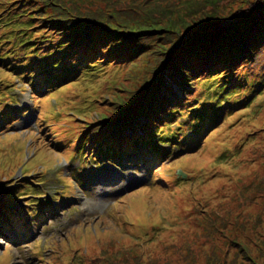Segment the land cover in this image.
<instances>
[{
    "label": "rangeland",
    "instance_id": "rangeland-1",
    "mask_svg": "<svg viewBox=\"0 0 264 264\" xmlns=\"http://www.w3.org/2000/svg\"><path fill=\"white\" fill-rule=\"evenodd\" d=\"M253 1L255 2V0H204L202 4L195 2L186 8H189L192 13L204 11L203 13L207 14L209 10H214L207 15L208 20L237 14L248 8L246 7L248 2L251 4ZM0 2L4 4L5 0H0ZM224 4L227 7H224ZM193 5L197 6L196 9L193 8ZM1 11L2 7H0ZM180 11L181 13L174 17L178 23L176 31L181 30L180 35L184 34L190 38L195 36V39L200 38L201 41H189L177 46L173 53L168 54L170 58L168 60L179 62V65L189 72L194 66H203V62L196 59L198 53L206 56L214 51L216 53L223 52L228 44L219 39L220 43L212 41L207 45L205 44L207 40H217L230 36V34L227 29L218 30L216 27L213 30L216 31L215 33L207 34L208 31L202 30L214 22L199 24L202 20L206 21V17L201 16L191 25L186 18L191 12L185 11L184 8ZM165 23V21L163 23L156 22L160 25L159 27L164 29L158 27L151 31V34L173 33V30L168 31ZM186 25L190 27V30L185 28ZM151 34L141 35V39H146L145 43L154 42L155 39ZM211 35L213 36L211 37ZM113 36L109 35L107 39H112ZM147 54L141 50L138 51L134 64L129 71H126L124 85H121V88L116 91L119 98L128 96L125 92L127 88L130 90L129 92H134L136 96H139L140 89L136 84L141 83V85L149 87L155 80V74L161 71L160 68L159 72H156L158 66L154 67V57L151 55L152 59H149ZM105 66L107 67L105 74L98 79V85L102 87V92L109 88L106 85L117 82L122 74L124 75L123 69L116 66ZM263 67L252 68V70L258 71ZM169 72L170 76L166 74V69L162 76L167 79L175 78L172 75L173 72L170 70ZM3 75L6 78V74ZM215 76L212 75L204 81L215 79ZM6 79L8 80V78ZM15 82L12 87L17 86L21 91L13 92L17 105L11 104L10 110L11 114L13 112H19V114L13 115V119L9 123L12 129L37 130L36 120L39 122L46 118L44 117L47 113L46 106L42 103L43 101L32 99L31 90L25 83ZM176 88L179 92L181 91L179 86ZM168 89L171 88L168 87ZM202 90L203 86H196L194 94H198ZM65 95L58 93L56 98ZM261 102L264 105V95L263 97L258 96V100L254 103V109L259 110ZM42 109L45 111L43 115ZM98 109L97 105L95 110ZM3 110L4 104L0 102V112ZM119 110H122V113L126 112L122 108H117L113 110V116ZM246 114L247 112H242L239 116H232L229 112L225 117L226 123L223 126L220 124L211 127L193 149V161L188 164L185 171L191 173L189 168L193 164L206 165L208 168V179L206 178V180L215 179V183L212 186H207L206 190L197 179L202 176H198L199 173L204 174L205 172H199L196 177L194 175L189 177L191 174H188V177L183 180L173 177L180 167L178 163H172L171 158L153 161L150 168L134 164L133 167L124 169L117 164L103 162L101 166L93 168L95 179L97 181H116L125 176L127 184L124 189L126 190L111 200L108 199L116 194L114 190L118 183L111 185L110 194L105 197L95 198L85 189L87 200H81L80 193L77 192L76 199L70 203L79 204L80 209L76 212L68 208V203L61 206L62 203L57 199V203H51L50 212L48 211L49 213L54 212L55 216L44 221L39 228L32 225L33 220L29 219L28 228H23L25 232L21 236V241L17 239L18 242L13 243L11 233L6 235L10 242L5 239L0 241V264H73L72 261L75 264H91L89 259L101 256L104 245L109 247L108 251L111 254L108 255V261L113 264H264V131L256 132L254 140H249L247 145H242L248 139V132L251 128H248L247 124H251L248 123L251 116L247 115L241 123L236 122ZM38 116L39 119H37ZM260 116L264 118V110ZM17 120L18 122L14 124ZM40 123L42 124L39 127L42 130L41 137L51 144L53 135L47 136L50 133L49 128H45L46 123ZM263 127L262 124L252 125L254 129ZM190 134L193 135L191 132ZM27 135L31 136V133H24L21 136V133L11 130L3 132L0 136V184L8 181L4 187L0 185V198L10 197L12 190L8 192L9 186L19 187L22 181L30 182L36 177V175L24 177L23 171L19 175L18 168L13 171L9 169L11 162H17L20 159L21 148L26 152L25 146H22L24 144L22 138ZM241 145L243 148L236 153V156L227 153L229 149L233 153L235 147ZM160 148L165 149L164 146H160ZM47 155V159L52 161L50 154ZM59 157L67 156L60 155ZM74 165L60 164L52 167L51 170L44 169V174L37 175L44 183L36 187L30 194H44L41 195L44 199L40 200L43 202L54 201V198L59 195L64 201H69L67 194L69 192L62 186L58 173L71 176V169ZM88 168L89 165H85L82 170ZM223 171L228 175L235 173L236 176L230 178L229 181L224 179L226 174ZM15 172L16 174L11 179V175ZM138 174L142 177L140 179L142 183L136 184L132 176ZM80 175L81 172L78 170L74 178L77 179ZM170 177L173 179L169 183ZM151 179L152 181H150ZM67 182L72 184L71 180H67ZM160 185L167 188L168 192L159 187ZM130 189L133 192L125 198L124 203L118 205L121 201L120 197ZM19 192L20 189H17V194ZM152 195H154V200L150 199ZM192 197L194 198L191 199ZM28 200L29 197L18 198L15 203L21 212L26 211L24 204ZM207 200L210 201L205 204ZM153 201L158 202L165 217L164 223L168 227H165V224L158 219V210L152 206ZM88 202H90V206L85 205ZM200 203L205 205L200 207ZM115 205L117 206L115 207ZM195 205L198 207L192 210ZM122 218L125 220L141 218L142 220L138 221L136 226H132L124 222ZM96 222L100 225L96 229L100 230L101 228L102 235L99 237L100 234H98L97 238L90 237L92 227L88 225H94ZM153 224L158 226L156 233L152 228ZM77 228L81 230L77 232ZM83 228H87L88 231ZM108 236H113L115 243L121 242L124 247H131V251H120L121 247L112 245V239ZM106 237L110 241H103ZM142 241L145 242L138 248L131 245V243ZM148 251L152 253L151 256ZM92 252L94 257L91 255ZM116 253L119 254L118 258L114 255ZM138 256L144 259L140 260Z\"/></svg>",
    "mask_w": 264,
    "mask_h": 264
},
{
    "label": "trees",
    "instance_id": "trees-1",
    "mask_svg": "<svg viewBox=\"0 0 264 264\" xmlns=\"http://www.w3.org/2000/svg\"><path fill=\"white\" fill-rule=\"evenodd\" d=\"M43 1L45 2V12L38 20L33 18V27L36 31L43 32L42 45H52L50 40L56 45L50 47V51H53L54 48L72 51L79 49L84 44L90 45V41H94V44L103 50L104 54L113 62L121 60L120 63L126 65L128 71L134 64L139 50L145 54L148 51L147 56L149 59H152V56L154 57V67L158 66L156 72H159L161 68V71L155 74V80L152 83L150 82L151 85L149 87L141 85V83L136 84L140 89L139 96H136L134 92H129L130 90L127 88L125 92L128 96L126 98L115 99L116 109L122 108L126 112L132 108L135 110L132 115L128 116L130 119L127 123L122 124L119 121H111L110 126L104 132L97 135L98 138L109 139L106 143L107 146L110 144L109 142L123 141L129 131L134 136H139L137 126L143 129L153 122L156 117L162 118V114H165L166 109L170 106L171 97L177 99L176 95L169 97L165 94L168 91V79L163 77L162 74H164L166 69V74H169V76V70L173 72L172 75L175 77L173 80H178L185 85H196L195 81L190 79V77L196 74L201 76L209 72V75L213 73L217 75L223 72V74L230 76V80H227L225 77H218L216 79L218 90H215L216 94L214 97L217 98V104H224V111L229 109L230 111H235V113L237 112V114L234 113L235 115L231 113L230 115L232 116H239L242 112H247L236 123L243 122L247 115L251 116L248 120V123L251 124H247V127L251 128L248 132V139L242 145H247L249 140H254L256 132L264 131V127L258 129L252 128L254 124L264 125V118L260 116L264 110L263 102L259 105V110L254 109V103L258 100V96L263 97L264 95V67L258 71L252 70V68L264 66V0H255L251 4L248 2L246 6L248 8L241 10V12L239 11L240 13L208 20L207 15L214 10H209L206 14L203 13L204 11L192 13L189 8H186L195 2L202 4L204 0ZM196 7L193 5L194 9ZM224 7L227 6L224 4ZM183 8L185 11L191 12L186 16L187 22L191 25L192 22L201 16L206 17V21L202 20L199 24L214 22L213 24H208V27L202 30L208 31L207 34L210 32V34L215 33L216 31H213L214 27L218 30L227 29L230 34V36L218 38L217 40H207L205 43L207 45L212 41H216V43L224 41L228 44L225 46L223 52L216 53L214 51L206 56L198 53L196 59H200L203 62V66H194L189 72L180 66L179 62L168 60V54L173 53L177 46L189 41H201L200 38L195 39V36H191L190 38L184 34L180 35L181 30L176 31V24L178 23L174 17L179 15L181 13L180 9ZM158 21L162 23L165 21V27L168 31L173 30V33L169 32L166 35L151 34V31L160 26L156 24ZM159 28L164 29L163 27ZM185 28L190 30V27L187 25ZM198 29L200 30V28ZM147 33L153 35L154 42L145 43L146 39H141V35L145 36ZM207 34L205 33V35ZM109 35L114 36L111 37L112 39H107ZM219 39L221 41H218ZM28 54H32V52L28 51ZM36 54L46 57V54L40 52V48L36 49ZM2 61L7 64L13 61V57L6 55L0 59V62ZM124 80L120 82L119 87L124 85ZM171 91L173 92V90ZM185 93V95L188 94L187 92ZM240 96H243V98H240L242 99L241 101H238L239 98L235 99V97ZM214 111H217V108ZM119 113H122V110H119L117 114ZM166 117L164 119H169L168 116ZM214 124V121H209L200 122L199 125L208 129ZM242 145L236 146L233 153L229 149V154L236 156V153L243 148ZM223 173L226 174L224 179H228L229 181L230 178L236 176L235 173L229 175L225 171ZM214 183L215 179L210 178L201 185L206 190L207 186H212ZM209 201L207 200L205 204ZM205 204L200 203L199 205L201 207ZM197 207L198 205H195L192 210H195ZM107 238H104L103 241H110ZM113 244L121 247L120 251H131V247L120 246L119 242L115 243L112 239ZM141 245L133 247L138 248ZM108 248L107 245L103 246L101 256L94 257L92 252L91 255L94 258L89 259L91 264H113V262L108 261V255L111 254ZM148 252L151 256L152 253ZM114 255L117 258L119 257L117 253ZM138 258L140 260L141 258L144 259L141 256H138Z\"/></svg>",
    "mask_w": 264,
    "mask_h": 264
}]
</instances>
